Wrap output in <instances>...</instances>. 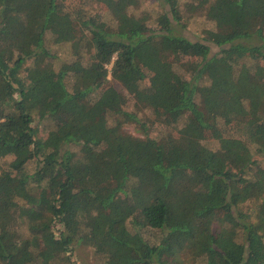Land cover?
Masks as SVG:
<instances>
[{"label": "trees", "instance_id": "1", "mask_svg": "<svg viewBox=\"0 0 264 264\" xmlns=\"http://www.w3.org/2000/svg\"><path fill=\"white\" fill-rule=\"evenodd\" d=\"M165 1L154 27L139 0H0V264H77L76 243L102 264H264V0H199L197 41ZM73 34L88 62L51 48ZM149 120L182 126L125 129Z\"/></svg>", "mask_w": 264, "mask_h": 264}, {"label": "rangeland", "instance_id": "2", "mask_svg": "<svg viewBox=\"0 0 264 264\" xmlns=\"http://www.w3.org/2000/svg\"><path fill=\"white\" fill-rule=\"evenodd\" d=\"M199 0H180V4L178 5L181 19L179 22H177L175 19H173V23L175 26L176 31H178L180 34H183L190 39L197 41L202 40L206 35L207 31L209 29H212V26L214 25L212 21L207 20L204 9L199 4ZM170 5L165 0H139L138 5L133 9L137 14L145 16L147 18V21L150 26H157V17L166 11H170ZM89 14L92 13H102L105 14L104 20L111 23V20L108 18V8L103 3H95L93 6L88 7ZM172 16V14H170ZM114 24V23H112ZM84 35H71L68 39L61 41L60 43H51V48L57 53L59 56V60L61 62H68L72 61L73 59H77L79 57L82 58L85 62L89 61L90 54H88L85 51L84 48ZM212 52H218L219 47L212 45ZM244 63V61L242 62ZM247 63V62H246ZM112 64L108 65V68H111ZM180 73L183 75H187V72L182 69L180 70ZM116 86L118 89H121L120 83H116ZM102 92L101 90H98L96 93V96H98ZM49 104L48 106H43L42 109L48 110L50 108ZM133 107V101L131 102L130 108ZM151 112L147 110L143 114V118L147 119V115H150ZM152 118H155V116H152ZM148 120V119H147ZM113 121L109 120L107 121V124L110 126ZM35 126L38 127L39 133L38 135L42 138H46L48 135V124L46 119H40L39 116L36 117ZM182 126V122L175 124V125H165L161 122H158V120H155L152 122V120H149V125L147 126V129L144 130L143 128H139L137 124L129 123L125 126V129L130 132L131 134L138 136V137H145L150 136L154 138H160L164 136L167 133H172L174 135H178L179 128ZM229 127H234L233 125ZM227 128V132H233L241 134L242 131L238 129H232ZM207 144L211 146H215L216 142H206ZM217 146V145H216ZM11 159H6V162L10 161ZM5 162H2L4 164ZM6 165V163H5ZM35 165L33 164L32 168H34ZM46 193L41 194V205L36 210V214L44 212L46 210ZM253 202H247V204L244 207V209H250L252 214H255ZM35 214V217H36ZM219 224V222H216ZM216 225V224H215ZM61 226H59L60 228ZM143 233H145L148 237H153L154 230L142 228L141 229ZM72 259L76 261L77 264H102L104 261V256L97 253L95 248L92 245L84 244V243H76L74 245V249L72 251Z\"/></svg>", "mask_w": 264, "mask_h": 264}]
</instances>
